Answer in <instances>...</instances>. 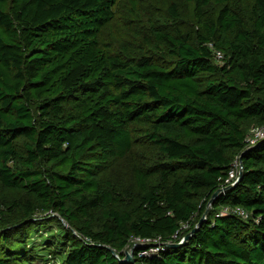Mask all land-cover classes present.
Wrapping results in <instances>:
<instances>
[{"label": "trees", "instance_id": "16d2710c", "mask_svg": "<svg viewBox=\"0 0 264 264\" xmlns=\"http://www.w3.org/2000/svg\"><path fill=\"white\" fill-rule=\"evenodd\" d=\"M117 3L0 0V264H33L57 215L59 264H133V237L188 234L136 264H264V138L247 141L264 127V0H170L184 23L165 30L136 10L137 55L104 38Z\"/></svg>", "mask_w": 264, "mask_h": 264}, {"label": "rangeland", "instance_id": "374dc122", "mask_svg": "<svg viewBox=\"0 0 264 264\" xmlns=\"http://www.w3.org/2000/svg\"><path fill=\"white\" fill-rule=\"evenodd\" d=\"M133 1L118 0L116 17L105 29L104 38L110 42L113 51H123L125 47L130 54L137 55L150 52L147 44L142 40V35H140L148 31L150 24L146 17H139L136 14V10H143V12L152 14L154 23L164 30L175 28L176 23L180 25L184 23L182 21L175 22L173 17L166 11L170 0H135L137 3L136 7H133ZM190 12L191 10H183V18L189 19L187 15ZM257 126H252L248 134L251 135L252 129ZM123 169L124 167H118L117 171L121 172ZM52 215L57 214L52 213ZM57 217L61 220L65 229L69 228V225L62 217L59 215ZM64 228L58 221L51 219L50 223H45V225L43 224V226L32 232L29 246L35 247L36 258L33 264H59L57 259L48 261L46 257L49 250L53 247L62 249Z\"/></svg>", "mask_w": 264, "mask_h": 264}, {"label": "built area", "instance_id": "2783aa9c", "mask_svg": "<svg viewBox=\"0 0 264 264\" xmlns=\"http://www.w3.org/2000/svg\"><path fill=\"white\" fill-rule=\"evenodd\" d=\"M208 45L214 52V57L219 63L224 62V53L222 50L215 48V45L213 42H209ZM264 138V127L257 126L252 129V134L248 135L247 141L254 145L256 144L260 139ZM240 168H241V161L240 158H236L235 161L232 164V167L230 168V171L228 175L225 177L223 186L221 188H224L228 185H234L239 179L240 174ZM224 192V191H223ZM211 205V202L209 203V206ZM218 217L226 216V215H238L245 219L249 218L251 216V213L246 210L245 208L241 206H226L221 208L218 213L216 214ZM206 218V217H205ZM189 227V224H183V229H186ZM75 234L79 235L76 231ZM179 232H177L174 237H178ZM186 237H182L180 239V242L184 241ZM171 241L164 242L161 238V236L157 237H133L130 241V244L128 245V248L126 250L127 253L131 256H134V251L136 249H140L139 254L140 255H150L151 253H158L160 251H164L166 248V245L170 243ZM125 260L126 257H125Z\"/></svg>", "mask_w": 264, "mask_h": 264}, {"label": "water", "instance_id": "95a60500", "mask_svg": "<svg viewBox=\"0 0 264 264\" xmlns=\"http://www.w3.org/2000/svg\"><path fill=\"white\" fill-rule=\"evenodd\" d=\"M240 160H242L241 157H240ZM239 176H240L239 178H241V176H242V163H241L240 175ZM234 186H235V184L234 185L225 186L224 188H220V189H218L215 192L214 196L218 195L220 192L227 191V190L233 188ZM192 232L194 233L195 232V229H193ZM188 237H189V234L186 236V239L184 241L178 242V243H170L169 245L170 246H181V245H184V244H186V240L188 239ZM126 259L128 261H130L131 263H133V264H136V262H137V260L133 256L129 255L128 253L126 255Z\"/></svg>", "mask_w": 264, "mask_h": 264}]
</instances>
